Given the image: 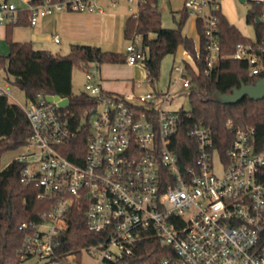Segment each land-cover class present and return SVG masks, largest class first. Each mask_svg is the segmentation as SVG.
Masks as SVG:
<instances>
[{
  "label": "built area",
  "instance_id": "obj_1",
  "mask_svg": "<svg viewBox=\"0 0 264 264\" xmlns=\"http://www.w3.org/2000/svg\"><path fill=\"white\" fill-rule=\"evenodd\" d=\"M219 1L185 0L182 8L201 22L206 74L222 57ZM251 2L259 9L256 21L264 23V0ZM68 13L103 11L96 0H0V26L34 27L48 16ZM51 39L61 42L59 35ZM124 52L128 66L142 63V51L133 40ZM229 57L245 62L251 75L264 77L262 40L237 44ZM186 66L198 74L193 58L183 50L171 69L176 78L170 81V90L180 81L188 89ZM97 72L93 64L82 70L83 93L95 104L77 123L67 107L59 108L57 101L48 102L40 94L18 105L30 134L9 163H23L20 182L35 184L37 198L55 201L42 221L20 225L33 229L20 258L36 257L38 264H85L83 258L87 264L115 263L132 255L139 241L153 238L169 249L156 264H264V148L256 149L254 129L233 128V144L221 156L212 146L211 129L193 126L188 135L197 145V157L191 167L181 169L170 148L179 114L164 109L172 99L170 90L107 93ZM4 96L0 88V99ZM227 126L233 127L231 121ZM83 128L88 129L85 145L83 151H73L79 160L72 161L62 151ZM72 207L83 213L87 230L105 240L57 260L56 238L66 228Z\"/></svg>",
  "mask_w": 264,
  "mask_h": 264
},
{
  "label": "trees",
  "instance_id": "obj_2",
  "mask_svg": "<svg viewBox=\"0 0 264 264\" xmlns=\"http://www.w3.org/2000/svg\"><path fill=\"white\" fill-rule=\"evenodd\" d=\"M157 0H137V10L125 21L123 37L126 41L140 36L142 40V64L146 72L145 80L153 84L159 76L161 60L166 55H174L179 47L187 51L193 58L198 70L195 74L186 66L189 76L188 98L191 109H179L178 128L171 143V150L177 158L181 169L191 167L197 157V145L188 135L195 125H203L211 129L213 144L218 153L223 156L234 140L233 128L254 129V142L257 150L264 148V98L251 100L244 97L235 104L217 102L214 93L230 94L241 84H253L262 76L249 73L245 62L231 59L239 43L251 42L240 31L230 24L221 11L216 13L218 19L219 53L222 56L209 74H206L204 57L206 55V40L199 20L195 21L198 36L197 44L187 37L183 30L188 14L181 9L178 12L179 21L173 29L161 26L160 14L156 9ZM259 15L258 6L246 15L247 23L254 26L255 40L264 42V23L256 21ZM6 27L5 41L9 52L5 59L0 58V69L12 77L15 84L26 99L42 96H59L68 99L65 111L74 123L87 110H91L94 100L84 93H72L71 73L76 65L81 71L93 64L99 69L102 64H121L125 62V54L104 51L95 45L70 44L69 52L64 55H53L46 50L34 49L31 42H15L12 40V29ZM150 35H154L153 38ZM198 51L196 57L195 50ZM109 93V92H107ZM231 121L233 127L227 126ZM30 134L28 120L20 107L8 100L0 99V157L8 151L22 147ZM88 129L79 131L76 139L71 141L70 148L62 151L63 155L72 161L79 158L73 151L81 152L85 145ZM1 167V165H0ZM23 163L12 161L0 170V264H20L28 259H21V250L25 238L32 233L30 225L20 229L22 223H39L44 215L53 207L55 201L51 198H37L38 187L33 183L20 182V171ZM66 228L57 235L58 244L54 247L57 260H62L68 252H76L85 247L104 242L102 234L91 233L85 225L83 213L72 207L65 217ZM169 249L156 239L146 238L139 241L132 255L115 263L108 264H156L167 256ZM51 260H54L53 258ZM47 264V263H43Z\"/></svg>",
  "mask_w": 264,
  "mask_h": 264
},
{
  "label": "rangeland",
  "instance_id": "obj_3",
  "mask_svg": "<svg viewBox=\"0 0 264 264\" xmlns=\"http://www.w3.org/2000/svg\"><path fill=\"white\" fill-rule=\"evenodd\" d=\"M116 4L118 2V6H126L130 7L131 11L135 10L137 0H130L128 3L127 0H114ZM185 0H157L156 9L160 14L161 18V26L163 28L173 29L177 26V22L179 21V14L177 10H181L183 8ZM105 7L107 5L108 0H99ZM220 11L226 20L234 25L240 33L251 40L255 38L254 26L251 23H247L246 15L250 9L253 8V3L251 0H246L244 2H240L239 0H220L219 1ZM195 21L192 17H188L184 30L188 29V34L192 38H197V33L195 30ZM15 31L17 29H14ZM75 33L84 34L89 38L97 39L101 38L102 44L95 46L100 47L104 51H113L112 48H118L119 50H125V47L128 43L122 36V29L117 28V26H113L112 19H108L106 16L100 18L96 23L95 27L92 31L86 30L83 26L73 27ZM86 30V31H85ZM19 36L33 39V46L38 50H46L49 51L53 55L64 56L69 52L70 44H77L76 42H69L67 36L62 38L60 44L52 43L51 39L49 40L46 36L40 37V40L37 39V31L36 29L25 30L19 29ZM30 31V32H29ZM36 36V37H35ZM41 36V35H40ZM151 38L154 35H150ZM1 38V37H0ZM103 40H110L111 44L107 45L103 43ZM80 44V43H79ZM135 44L139 49L142 48V40L140 36L135 37ZM182 47H179L177 52L173 55H166L160 63L159 67V76L158 79L153 82V84H149L145 80L146 72L143 68L140 61L136 62V65L132 69L134 74L132 75L134 84L140 82L138 85L139 89L135 87L133 94L145 93L148 91H154L158 94L166 93L170 90V81L176 78V75L171 72L173 64L177 63L178 58L180 56ZM9 52V46L7 42L0 39V58L5 59ZM101 66V65H100ZM118 67L122 70H128L129 66L125 63L118 64ZM131 82V79L128 80ZM84 76L82 71L74 65L71 73V85H72V93L74 95H78L84 92ZM0 88L5 93L8 100L12 103H15L19 106L26 104V97L24 93L13 84V79L9 76L3 68L0 69ZM172 99L166 103L164 109L167 111H178L179 109H183L185 111H189L191 109V103L188 98V90L182 87V82L180 81L174 88L169 91ZM20 148L14 151H8L1 155L0 157V165L1 167H5L17 154L20 152ZM83 263L87 264L88 260L83 258ZM40 261L36 257L28 258L22 261L20 264H38Z\"/></svg>",
  "mask_w": 264,
  "mask_h": 264
},
{
  "label": "crops",
  "instance_id": "obj_4",
  "mask_svg": "<svg viewBox=\"0 0 264 264\" xmlns=\"http://www.w3.org/2000/svg\"><path fill=\"white\" fill-rule=\"evenodd\" d=\"M115 2V5L112 6L111 2ZM129 3L130 0H127ZM96 4L102 9V14H74V13H68V14H56L53 16H48L44 19H42L36 26L34 27H28L25 24L22 26H15L12 29V40L15 42H31L32 46L34 44L33 39L20 37L19 36V29H25V30H31L36 29L37 31V39L40 40V37L46 36L49 40L51 39L52 35H59L61 40L64 37L67 36L69 42H76L77 44H86V45H92L95 44L99 45L102 44L101 38H89L88 36H85L84 34L75 33L76 31L73 30V27L76 26H83L84 29L92 31L95 27V23L103 17H107L108 19H112L113 26H117V28L122 29V36H123V29L126 19L137 10V4L135 10L131 11V13H128L131 10L130 7L126 6H118V2L116 4V1L114 0H108L107 5L104 7L99 0H96ZM179 11V10H177ZM7 26H0V39L3 41L5 40V32H6ZM14 29H17L16 31ZM85 30V31H86ZM188 29L183 30L184 34L193 39V41L197 44L198 37L192 38L188 34ZM30 32V31H29ZM41 35V36H40ZM36 37V36H35ZM124 38V37H123ZM52 41V39H51ZM94 41V42H89ZM135 42V37L133 39ZM53 43V42H52ZM104 44L110 45V40H103ZM112 45V44H111ZM34 49H36L33 46ZM113 52L118 53H124L125 50H119L118 48H112ZM183 51V49L181 50ZM181 54V53H180ZM142 64V63H141ZM127 65V64H126ZM128 66V65H127ZM135 66V65H134ZM134 66H129L128 70H122L118 67V64H102L97 72V79L101 86V89L109 92L114 93L118 95H128L134 93L135 87H138L140 82H138L135 86L132 75L134 74L133 68ZM143 66V64H142ZM144 68V67H143ZM131 79V82L128 80Z\"/></svg>",
  "mask_w": 264,
  "mask_h": 264
},
{
  "label": "water",
  "instance_id": "obj_5",
  "mask_svg": "<svg viewBox=\"0 0 264 264\" xmlns=\"http://www.w3.org/2000/svg\"><path fill=\"white\" fill-rule=\"evenodd\" d=\"M244 2L245 0H239ZM244 97L257 101L264 98V77L257 79L253 84H241L239 88L233 89L230 94L214 93L213 98L221 104H235ZM48 102L57 101L59 108H66L68 106V99H59L58 96H46Z\"/></svg>",
  "mask_w": 264,
  "mask_h": 264
}]
</instances>
